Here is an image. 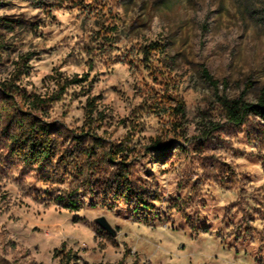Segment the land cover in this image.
I'll list each match as a JSON object with an SVG mask.
<instances>
[{
	"label": "rangeland",
	"instance_id": "1",
	"mask_svg": "<svg viewBox=\"0 0 264 264\" xmlns=\"http://www.w3.org/2000/svg\"><path fill=\"white\" fill-rule=\"evenodd\" d=\"M113 27L116 51L90 69L85 45ZM153 42L166 56L144 64L137 52ZM26 58L22 87L42 97L87 74L51 106L48 122L79 129L94 100L101 122L92 127L114 142L129 135L132 178L161 200L149 224L124 206L69 212L35 195L48 188L32 173L0 167V262L63 264L54 255L64 245L69 264H264V122L251 116L235 127L217 102L254 104L264 92V0H0V82ZM165 89L184 103L181 132L138 111ZM154 142L161 150L146 152Z\"/></svg>",
	"mask_w": 264,
	"mask_h": 264
},
{
	"label": "trees",
	"instance_id": "2",
	"mask_svg": "<svg viewBox=\"0 0 264 264\" xmlns=\"http://www.w3.org/2000/svg\"><path fill=\"white\" fill-rule=\"evenodd\" d=\"M115 32L114 27L102 29L85 45L82 53L90 69L98 59L112 57L116 51ZM166 49L165 45L153 42L141 47L137 54L142 56V63L149 64L153 56H166ZM27 61V58L22 59L10 79L0 82V144L4 151V155H0V167L19 165L24 172L32 173L38 183L48 188L45 193L35 192V195L69 212L80 211L86 203L91 208L109 210L124 206L129 209V218L146 224L155 222V203L161 198L141 190L132 178V164L138 159L132 139L128 135L114 142L107 139L105 133H98L99 127H92L95 121H100L94 100H87L84 123L79 129L68 130L48 122L51 106L62 100L70 86L85 83L87 74L57 81V91L42 97L22 87ZM156 73L151 74L156 76ZM202 77L217 87L206 70L202 71ZM217 102L227 123L235 127L245 125L251 116L264 122V92L254 104L222 97H218ZM138 111L167 117L175 132L182 130L185 106L175 92L151 91ZM151 150H161V145L154 142L145 149L146 152ZM54 256L61 258L63 264L71 260L64 245Z\"/></svg>",
	"mask_w": 264,
	"mask_h": 264
},
{
	"label": "water",
	"instance_id": "3",
	"mask_svg": "<svg viewBox=\"0 0 264 264\" xmlns=\"http://www.w3.org/2000/svg\"><path fill=\"white\" fill-rule=\"evenodd\" d=\"M95 224L98 225L101 229H103L107 233H109L111 236L115 235L114 230L111 228V226L105 220V218H99V219L95 220Z\"/></svg>",
	"mask_w": 264,
	"mask_h": 264
}]
</instances>
